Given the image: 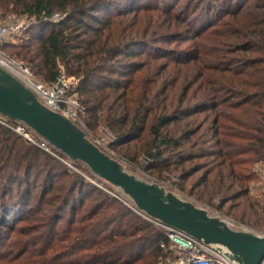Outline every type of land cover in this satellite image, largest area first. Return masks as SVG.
I'll list each match as a JSON object with an SVG mask.
<instances>
[{"label":"trees","instance_id":"obj_1","mask_svg":"<svg viewBox=\"0 0 264 264\" xmlns=\"http://www.w3.org/2000/svg\"><path fill=\"white\" fill-rule=\"evenodd\" d=\"M0 13L32 20L4 51L48 85L77 79L85 127L111 133L117 158L264 232V0H0ZM7 121L0 264L174 257L166 229Z\"/></svg>","mask_w":264,"mask_h":264},{"label":"water","instance_id":"obj_2","mask_svg":"<svg viewBox=\"0 0 264 264\" xmlns=\"http://www.w3.org/2000/svg\"><path fill=\"white\" fill-rule=\"evenodd\" d=\"M0 115L26 124L69 159L83 163L149 218L191 236L238 264H264V234L236 229L196 202L130 172L122 159L101 149L82 127L44 105L30 88L2 67Z\"/></svg>","mask_w":264,"mask_h":264},{"label":"built area","instance_id":"obj_3","mask_svg":"<svg viewBox=\"0 0 264 264\" xmlns=\"http://www.w3.org/2000/svg\"><path fill=\"white\" fill-rule=\"evenodd\" d=\"M31 24L32 20L27 16H16L15 14L3 15L0 13V67L30 88L44 105L56 112L62 113L79 125L84 113V107L74 92L78 83L77 79L67 76L63 71L52 84L48 85L41 81L29 66L4 51V46L9 43H16L21 39ZM0 118L6 121L9 120L1 115ZM13 129L29 141L38 143L45 150L50 151L48 142L42 138V141L37 142L38 139L34 137L33 131L26 124L19 122ZM102 132H104V135L108 134L110 136L108 143L114 139V136L108 131L102 130ZM93 142L101 148L97 142ZM115 195L144 218L167 230L172 242V250L173 252L174 250L177 252L173 258L166 260L167 264H238L225 254L214 251L211 247L195 240L191 236L164 226L144 215L135 208L128 197L122 195L120 192H117Z\"/></svg>","mask_w":264,"mask_h":264},{"label":"rangeland","instance_id":"obj_4","mask_svg":"<svg viewBox=\"0 0 264 264\" xmlns=\"http://www.w3.org/2000/svg\"><path fill=\"white\" fill-rule=\"evenodd\" d=\"M12 14H15V13H12ZM15 15H16V16H19V15H17V14H15ZM18 41H19V40H18ZM18 41H17V42H18ZM0 121H1L2 123H4V124L10 126V124L8 123V121L4 120L3 118H0ZM79 125H80V126H83V127L85 128L86 133H87L88 137H89L91 140L97 142V143L101 146V148H102L103 150H105V151L108 152L109 154H111V155H113L114 157H116L115 152L109 150V149L106 147V145H107V143H108V141H109V138H110V136H109L108 134H105V135H104V132L99 131V130H97L95 133L89 131V130L85 127L84 121H83L82 119L80 120ZM22 137L25 138L23 135H22ZM25 139H27V138H25ZM27 141H29V140L27 139ZM38 141H40V140L38 139L37 142H38ZM29 142H31V141H29ZM31 143H33V142H31ZM33 144H35V145H39L38 143H33ZM39 146L41 147V145H39ZM42 148H43V147H42ZM49 150H50V149H49ZM50 151H51V150H50ZM116 158H117V157H116ZM65 162L67 163V165H68L69 167H71V168L75 167V166H73V163H71L70 160L65 161ZM123 162H124V164H125V167H126L130 172H132V173L136 174L137 176H139V177H141V178H143V179H146V180H148V181H150V182H158V181H156L154 178H152L148 173L141 172V171H139V170L133 168L130 164L126 163L125 161H123ZM85 173H86V172H85ZM97 179H99V178H97ZM158 183L164 185V184L161 183V182H158ZM258 185L260 186L261 184H258ZM100 186H101L102 188H104L106 191L110 192L111 194H117V192H118L116 188L112 187L111 185H109L108 183H106V182H105L104 180H102V179H100ZM164 186H166V187H167L168 189H170V190H173V191L177 192V193H178L180 196H182L183 198H185V199H187V200L194 201V202H196L198 205H200V206L206 208V209H207L212 215L220 216L221 218H223V219H225L226 221H228L229 224H231V226H233V227L236 228V229H250V230H252V231H254V232H256V233L264 234V232H261V231H259V230L252 229V228L248 227L247 225H244V224H242V223L236 221L235 218H233V217H231V216H229V215H226V214H224V213H222V212H220V211H218V210H215L214 208L210 207L209 205H206V204H203V203H201V202H199V201H196L195 199L191 198V197L188 196L187 194L179 192L177 189H173V188L169 187L168 185H164ZM263 190H264V186H263L262 188L260 187L259 190H258V192H256V193H262ZM38 191H40V190H38ZM251 194H252V192H251ZM171 248H172V246H171ZM174 249H175V248H174ZM173 254H175V255L177 254L176 250H174Z\"/></svg>","mask_w":264,"mask_h":264}]
</instances>
